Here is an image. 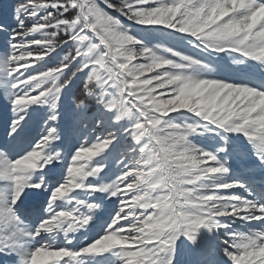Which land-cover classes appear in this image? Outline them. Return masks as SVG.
Returning <instances> with one entry per match:
<instances>
[{
    "label": "snow or ice",
    "instance_id": "6c2138e0",
    "mask_svg": "<svg viewBox=\"0 0 264 264\" xmlns=\"http://www.w3.org/2000/svg\"><path fill=\"white\" fill-rule=\"evenodd\" d=\"M0 264H264V0L0 5Z\"/></svg>",
    "mask_w": 264,
    "mask_h": 264
},
{
    "label": "trees",
    "instance_id": "16d2710c",
    "mask_svg": "<svg viewBox=\"0 0 264 264\" xmlns=\"http://www.w3.org/2000/svg\"><path fill=\"white\" fill-rule=\"evenodd\" d=\"M8 2H10V0H0V5L6 4Z\"/></svg>",
    "mask_w": 264,
    "mask_h": 264
},
{
    "label": "rangeland",
    "instance_id": "374dc122",
    "mask_svg": "<svg viewBox=\"0 0 264 264\" xmlns=\"http://www.w3.org/2000/svg\"><path fill=\"white\" fill-rule=\"evenodd\" d=\"M113 15H117V13H114V12H113Z\"/></svg>",
    "mask_w": 264,
    "mask_h": 264
}]
</instances>
